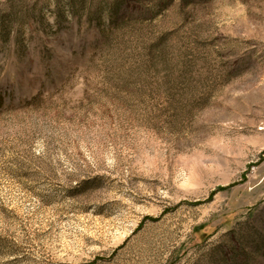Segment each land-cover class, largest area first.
I'll return each mask as SVG.
<instances>
[{"label": "rangeland", "instance_id": "374dc122", "mask_svg": "<svg viewBox=\"0 0 264 264\" xmlns=\"http://www.w3.org/2000/svg\"><path fill=\"white\" fill-rule=\"evenodd\" d=\"M0 264H264V0H0Z\"/></svg>", "mask_w": 264, "mask_h": 264}]
</instances>
